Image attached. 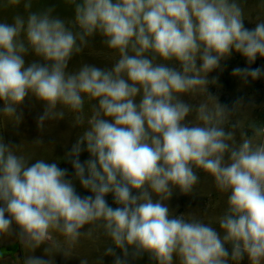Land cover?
Instances as JSON below:
<instances>
[{
    "label": "clouds",
    "instance_id": "obj_1",
    "mask_svg": "<svg viewBox=\"0 0 264 264\" xmlns=\"http://www.w3.org/2000/svg\"><path fill=\"white\" fill-rule=\"evenodd\" d=\"M65 2L71 18L55 4L33 10V0H0L23 8L0 22V117L19 126L24 102L37 101L41 131L69 114L80 129L64 157L72 178L57 162L30 163L0 137V239L15 235L32 253L55 246L23 264H54L53 252L69 258L97 234L113 264L145 254L155 264H264V123L245 120L242 100L230 108L208 89L216 83L209 74L233 52L249 65L234 76H264V66L251 67L264 59V20L247 28L241 0ZM97 36L115 62L70 70ZM199 172L227 194L219 230L169 207L177 190L193 193ZM74 180L92 195H79Z\"/></svg>",
    "mask_w": 264,
    "mask_h": 264
},
{
    "label": "rangeland",
    "instance_id": "obj_2",
    "mask_svg": "<svg viewBox=\"0 0 264 264\" xmlns=\"http://www.w3.org/2000/svg\"><path fill=\"white\" fill-rule=\"evenodd\" d=\"M241 3L244 7L246 19L244 23L247 28H254L256 22L264 20V0H241ZM52 4L57 5V14L62 17L71 18L73 16V9L65 0H33V10ZM18 11L23 12L22 6L20 8L0 7V22H11L12 16ZM117 58L118 54L104 46L101 43V37L97 36L90 42L89 47L85 48L81 54L73 57L70 61L69 69L76 70L83 63L95 64L98 67H110ZM32 59H34L33 55L29 54L26 57V63ZM248 66L244 57L239 53L233 52L229 59L221 62L220 68L209 74V79L215 78L216 83H210L208 89L219 98L220 103L226 104L230 108L237 100H242L243 110L246 111L243 114L245 120H255L257 123H264V76L256 81L249 80L245 83L241 78L232 74L233 69ZM261 66H264V59L260 57L251 65L252 68ZM2 106L3 104L0 102V107ZM22 111L23 120L19 126H13L11 121L0 117V137L5 143L19 144V154L33 159L30 163H34L35 159L57 162L59 167L68 170V178H72L74 169L70 161L64 159V157L66 152L71 149L72 144L75 143L80 129L71 126V115L69 114L61 121L46 122V127L41 131L37 127V119L43 113V105L37 101L26 100L22 105ZM85 113L90 114L88 102L85 105ZM248 134L251 135V132L249 131ZM37 138L43 140V145L32 143ZM88 158L89 154L86 151L81 153V162ZM199 175L200 182L195 186L193 193L183 195L177 190L168 202L169 207L176 215L185 214L187 218L189 213L194 214L204 222L213 224L219 230L216 222L227 207V194L217 190L211 176L203 172H199ZM73 182L79 195H92L80 185L79 181L74 180ZM106 200L111 206L116 207L111 194L106 196ZM13 228L18 231L15 225H13ZM53 239L62 242L63 238L53 234ZM14 240H17L15 235L4 237L0 239V242L5 243ZM107 244V239L99 234L92 239H82L72 250L69 258H65L62 253L55 254L53 252L54 264H80L81 259H87L89 264H99ZM8 246L2 245L3 252L1 251V254L3 256L10 254L15 261L12 262V258H10L2 264H23V260L28 255L44 256V247H55L54 245L46 244L32 253L30 249L19 244ZM17 250L20 252L15 253ZM14 253L15 257L12 255ZM117 254L121 255L119 250H117ZM45 258L47 257L45 256ZM113 261L114 257L104 256L102 264H113ZM128 264H155V261L150 260L145 254L137 259H133L130 256ZM240 264H249L247 257Z\"/></svg>",
    "mask_w": 264,
    "mask_h": 264
},
{
    "label": "flooded vegetation",
    "instance_id": "obj_3",
    "mask_svg": "<svg viewBox=\"0 0 264 264\" xmlns=\"http://www.w3.org/2000/svg\"><path fill=\"white\" fill-rule=\"evenodd\" d=\"M17 244L21 245V243L18 242V241L16 240V242L14 243V246L17 245ZM10 246H11V245H10ZM5 247H6V246H5ZM8 247H9V246H8ZM2 248H3V247L0 246V260L2 259V260H6V261H7L8 259L12 258L10 254L3 256V255L1 254V253L3 252V251H2ZM5 249H6V248H5ZM19 250H20V249H19ZM19 250H17L15 253H17V252L19 253V252H20ZM1 251H2V252H1ZM7 251H10V250H7ZM15 253L12 254L14 257H15ZM13 261H15L14 258H12V262H13Z\"/></svg>",
    "mask_w": 264,
    "mask_h": 264
},
{
    "label": "crops",
    "instance_id": "obj_4",
    "mask_svg": "<svg viewBox=\"0 0 264 264\" xmlns=\"http://www.w3.org/2000/svg\"><path fill=\"white\" fill-rule=\"evenodd\" d=\"M9 241V240H8ZM16 242V240H14V241H10V242H5V243H1L0 242V245L2 246H8V245H12V244H14ZM3 262H6V260H0V264H2Z\"/></svg>",
    "mask_w": 264,
    "mask_h": 264
}]
</instances>
